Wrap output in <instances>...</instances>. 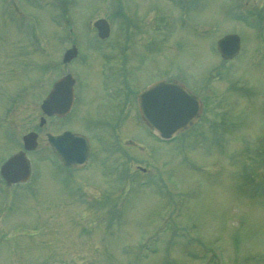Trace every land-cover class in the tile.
I'll list each match as a JSON object with an SVG mask.
<instances>
[{"label":"rangeland","instance_id":"rangeland-1","mask_svg":"<svg viewBox=\"0 0 264 264\" xmlns=\"http://www.w3.org/2000/svg\"><path fill=\"white\" fill-rule=\"evenodd\" d=\"M41 1L0 0V163L22 148L24 133L38 132L26 152L31 180L0 179V264H264V0ZM119 6L127 17L116 20ZM132 8L142 19L136 32ZM96 14L110 20L108 48L96 46L88 22ZM226 32L242 38L232 61L215 48ZM128 35L139 46L134 92L161 75L183 78L204 102L200 121L162 142L131 109L120 128L135 144L130 162L113 154L102 164L99 152L67 170L45 134L81 130L86 114H101L98 102L117 105L100 95L113 88L106 70L122 62ZM69 40L94 51L58 66ZM66 70L85 83L84 102L78 95L68 117L40 126L41 100ZM112 110L101 115L111 120ZM111 162L122 164L101 169Z\"/></svg>","mask_w":264,"mask_h":264},{"label":"water","instance_id":"water-1","mask_svg":"<svg viewBox=\"0 0 264 264\" xmlns=\"http://www.w3.org/2000/svg\"><path fill=\"white\" fill-rule=\"evenodd\" d=\"M98 34L105 37L109 34L108 22L101 18L94 22ZM217 50L222 58H232L239 50L240 37L236 33H227L216 42ZM76 54L75 48L67 49L64 61H69ZM73 78L67 74L61 77L46 97L42 100L41 109L47 115L64 114L72 103ZM142 118L163 139L171 138L175 133L193 124L201 111L197 95L187 91L176 82L157 80L148 85L138 95ZM45 121L40 117V124ZM37 134L33 131L22 136L23 147L33 149L37 145ZM47 139L58 158L67 166L84 164L89 144L84 136L65 131L53 136L47 133ZM264 155V151H263ZM0 175L6 185L27 179L29 164L24 151L10 156L1 166Z\"/></svg>","mask_w":264,"mask_h":264},{"label":"flooded vegetation","instance_id":"flooded-vegetation-1","mask_svg":"<svg viewBox=\"0 0 264 264\" xmlns=\"http://www.w3.org/2000/svg\"><path fill=\"white\" fill-rule=\"evenodd\" d=\"M59 1H62V0H59ZM122 10L123 9H121V8L117 9L116 14H115L116 20H119L120 17L124 16V11L121 12ZM131 10H132L131 18L133 19V21L130 22V27L132 28V30H134L136 32L138 30L134 27L142 19L140 17H137V12L134 8L130 9V11ZM99 17H105L110 24V20L108 19L107 16H102V15L96 14L95 16H90V18L88 20L90 26H92L93 21ZM67 23H68V21L65 23V25ZM118 24H122V23L120 21H118ZM110 36L111 35L102 39V38L98 37L97 35H95V39H97V42H96L97 45L96 46L99 48L102 46L103 49L108 48L109 43L106 41L108 40V38H110ZM125 37H127V39L122 42L123 45L121 44V46H119V48H118L119 50L116 54L117 56H119V58L122 57V60H121L122 62L119 64V66L117 63L113 64L114 66L110 67V68H112L111 72H110V68L106 71L107 75L105 76V79H108V84H111L113 86V88H110L109 86H106V87L104 86L106 91L102 90V95H100L101 99H104L105 101L108 99H112V98L116 97L117 105H113L110 108H103L102 107L103 105L100 106L103 103L98 102L99 100L96 101V102H98L96 104L99 105L101 114L106 110H108V113H109V109H113L112 110V112L114 113L113 118L111 120H108L107 119L108 113L106 116H102L101 114L96 115L93 112L92 113L95 114L96 116L86 114L87 119L85 120L84 123H82V126H81L82 129L78 130L81 133L86 134L90 140V146H91L90 148L91 149H90L87 164L90 161H92V157L94 155L100 154L99 152H104L102 154H105L104 158H100V161H102L104 163L105 161H108L111 158V156H113V154L115 156L125 155V156L130 157L129 154H132L133 153L132 150H133V148H135L134 147L135 144L131 143L132 138H130V137L127 138L126 136H124L123 134L120 133V128H122L124 126V121H123V117L125 115L124 113L130 112L131 109H135V108L137 109L138 108L137 92L136 93L134 92L135 85H134V83H132V81L136 80V76L132 75L133 69L130 68V66L133 67L134 69H136L137 73H139V71H141L140 68L135 67L136 63L134 60L136 48L139 46H138V44L135 41L133 36L128 35ZM69 42H70V44H69L70 46L74 44L77 47L78 56L79 55L80 56L86 55L85 57L88 58V57H90L89 52L94 51L93 47L89 48V50H86V51L83 50V46L80 47L75 40H69ZM84 45L86 47H90V45L89 46L87 44H84ZM116 45H118L116 42L114 44H112V47H109L108 52L110 51V49H113V48L115 49V47L117 48ZM100 49H102V48H100ZM72 61H75V60H72ZM72 61H70L68 64H70V63L73 64L74 62L72 63ZM127 67H128V69H127ZM102 69L103 68L101 67V70ZM102 73H103V70H102ZM127 76H129L130 80H127ZM158 78H167V77L161 75V76L156 77L155 79H158ZM155 79H150V80L146 81L142 86H140V90L145 85H147L148 83H150L152 80H155ZM172 79H177V78L173 77ZM129 81H131V82L129 83ZM79 83H81V86H82L84 82L78 77V75H76L75 83L73 85V91H74L73 104H72L70 111L64 116L52 115L50 117L51 120H54L56 122V120H58V119H63V118L68 117L74 109V105L77 102L78 95L81 97V99H80L81 105L83 104V102H84L83 92H81V95H80V92L78 91L79 90V88H78ZM84 85H85V83H84ZM108 87L110 89H108ZM83 89H84V87L82 88V90ZM105 93H108V99H106L107 97L103 98V95ZM120 96L123 97V99L121 101L122 105L120 104V100H119ZM200 100L202 102L201 103V114H202L204 102L201 99V97H200ZM89 108L91 110L92 107L90 106ZM121 111H122V113H121ZM124 111H126V112H124ZM137 112H138V110H137ZM127 115H130V114L127 113ZM200 118H201V115H200L197 123L200 121ZM53 129L55 130L54 133H59L65 129L76 130V129L72 128L71 126H66L63 129H60V128H53ZM106 131H108V133ZM139 147H141V145H139ZM110 164H111L110 167H113V166H116L118 163L111 162Z\"/></svg>","mask_w":264,"mask_h":264}]
</instances>
